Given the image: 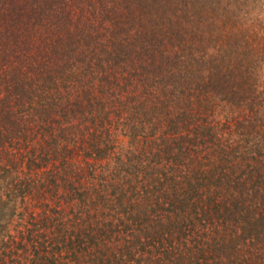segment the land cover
Segmentation results:
<instances>
[{
	"label": "trees",
	"instance_id": "1",
	"mask_svg": "<svg viewBox=\"0 0 264 264\" xmlns=\"http://www.w3.org/2000/svg\"><path fill=\"white\" fill-rule=\"evenodd\" d=\"M255 2L0 0V264H264Z\"/></svg>",
	"mask_w": 264,
	"mask_h": 264
},
{
	"label": "rangeland",
	"instance_id": "2",
	"mask_svg": "<svg viewBox=\"0 0 264 264\" xmlns=\"http://www.w3.org/2000/svg\"><path fill=\"white\" fill-rule=\"evenodd\" d=\"M261 4H264V1L263 0H261V2H259V4H257L256 2H255V4H251L249 7H250V12L249 13H251L250 14V18L252 17V16H257L258 14H260L261 13V10H263L264 8L261 6L260 7V5ZM263 8V9H262ZM264 10L262 11V15L264 16ZM249 16V15H248ZM245 17V16H244ZM244 17H243V19H244ZM240 21H243L242 19L240 20ZM249 22V21H248ZM248 25H249V23H248ZM247 33L249 34V33H251V31H250V28H248L247 29ZM261 54H262V56H264V51L263 52H260Z\"/></svg>",
	"mask_w": 264,
	"mask_h": 264
}]
</instances>
